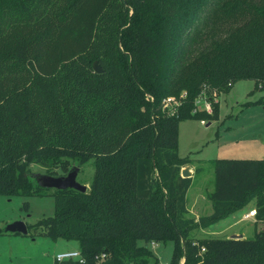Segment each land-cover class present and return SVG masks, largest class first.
I'll return each mask as SVG.
<instances>
[{"label":"trees","instance_id":"1","mask_svg":"<svg viewBox=\"0 0 264 264\" xmlns=\"http://www.w3.org/2000/svg\"><path fill=\"white\" fill-rule=\"evenodd\" d=\"M242 79L264 85V0H0V194H43L32 165L92 160L87 191L54 189V213L27 226L77 242L84 261L60 264H157L156 241L173 243L170 264H200L203 246L201 264H264V229L191 236L251 202L264 222V159L216 160L212 213L196 219L177 155L179 121L218 114L192 111L205 87Z\"/></svg>","mask_w":264,"mask_h":264},{"label":"rangeland","instance_id":"2","mask_svg":"<svg viewBox=\"0 0 264 264\" xmlns=\"http://www.w3.org/2000/svg\"><path fill=\"white\" fill-rule=\"evenodd\" d=\"M209 95L213 96L212 112L205 110L196 112L205 111L211 116L218 107L215 118H205V122L202 123L200 118L189 117L179 121L178 125L177 155L188 161L187 166L192 171L200 169L193 174V185L188 193L190 194L188 206L192 212L202 216H207L204 204L206 195L215 186L216 160L264 159V85L253 79H242L232 82L226 90L217 89L215 93L209 91ZM73 164L79 168L77 182L89 188L94 174L92 160L83 164L77 162ZM69 168L67 166L57 169L53 174L65 175ZM33 173H46V170L39 165H32L30 175ZM42 193L34 196L0 194V264H55L54 257L57 253L77 248V242L72 239L52 238L32 231L25 235L1 232L5 225L12 221L20 220L29 226L40 218L52 215L55 211L54 189L44 188ZM194 200L197 203L190 205V202H195ZM25 202H28V210L23 208ZM243 210L246 211L247 208ZM244 211L237 213V218H240ZM189 215L196 217L190 211ZM247 223L249 222L241 225ZM257 229L263 230L264 223H260ZM255 231L251 224L245 226V234L248 237H252ZM227 235L229 234H207L200 228L191 232V236L198 239L225 238L223 236ZM137 244L143 245L144 242L139 240ZM148 245L157 264L171 263L174 246L171 241H156Z\"/></svg>","mask_w":264,"mask_h":264},{"label":"built area","instance_id":"3","mask_svg":"<svg viewBox=\"0 0 264 264\" xmlns=\"http://www.w3.org/2000/svg\"><path fill=\"white\" fill-rule=\"evenodd\" d=\"M229 85H232V83H229ZM209 87H205V89L202 91V93L196 98L195 100V109L193 110L194 112L198 111V110H205L208 112H212V107H213V96L209 95V91L210 93H212V91L215 93L217 90L216 89H211V90H207ZM208 94V95H207ZM188 96V92L187 91H183L181 94H179L178 97L174 96V95H169L166 96L162 99V103H161V111L162 113H164L166 116H172V115H176L179 107L182 106L184 100L187 98ZM209 96V97H208ZM148 98V97H147ZM149 99H151V97H149ZM205 121L202 120V123H204ZM257 209L253 208L250 209L249 211H247L246 213H243L241 220H248L249 218H257ZM154 242H151L150 244H153ZM206 252V247H201L200 248V255H201V260H200V264L203 263V255ZM106 257L105 253H102L100 256H97V260L98 262L102 261L104 258ZM64 261H78L80 263H82L84 261V257L82 256V254L80 253V251L78 249H71V250H65L62 252H59L55 255L54 257V263L56 264H60ZM185 257H183L181 259V261H179V264H185Z\"/></svg>","mask_w":264,"mask_h":264},{"label":"water","instance_id":"4","mask_svg":"<svg viewBox=\"0 0 264 264\" xmlns=\"http://www.w3.org/2000/svg\"><path fill=\"white\" fill-rule=\"evenodd\" d=\"M93 70L96 73L102 72L101 66L99 65L98 61L93 62ZM78 163V162H77ZM80 164V163H78ZM78 165L72 164L65 175H52L49 173H33L32 176L29 174L32 182L40 187L43 188H53L57 190H65V189H74L79 192H86L87 186L77 182L76 175L78 173ZM192 170L189 166H186L182 169L181 175L185 178L192 177ZM4 233H22L27 234V226L23 221L15 220L10 223H7L2 229ZM233 239H243L242 234H233Z\"/></svg>","mask_w":264,"mask_h":264},{"label":"crops","instance_id":"5","mask_svg":"<svg viewBox=\"0 0 264 264\" xmlns=\"http://www.w3.org/2000/svg\"><path fill=\"white\" fill-rule=\"evenodd\" d=\"M191 169V168H190ZM193 174L195 173V171H192ZM193 174H192V177H193ZM213 191V189H210L209 192ZM189 193V192H188ZM207 193V195H208ZM206 195V196H207ZM188 198H190V194H188ZM202 198H205L202 196ZM195 201V200H194ZM197 201L195 202H190V205L191 204H196ZM254 202H251L250 204H248L247 206H245L244 208L247 210L244 211L242 209H240L239 211L229 215L228 217L220 220L219 222H217L216 224L210 226L209 228H206V229H203L207 234H212V235H221V234H229L227 236H223V237H227V238H230L232 237L233 234H242L243 235V238H246L248 237L246 234H245V226L248 225V224H251L255 229L256 231H259L257 228H258V225L260 223H264L260 220H258L257 218H249L248 220H241L242 216L240 218H237V213L239 212H243L246 213L247 211H249L250 209H253V208H256L255 205H253ZM204 204L206 205V208H207V214L206 215H210L212 213V205H211V202L208 200V198L206 197V200L204 202ZM188 205H189V202H188ZM188 209L189 211L194 214L196 216V219H198L200 216H202L201 214H198L196 212H192L191 208L188 206ZM243 215V214H242ZM244 222H249L247 223L246 225H241L242 223ZM74 249H77V248H74Z\"/></svg>","mask_w":264,"mask_h":264}]
</instances>
